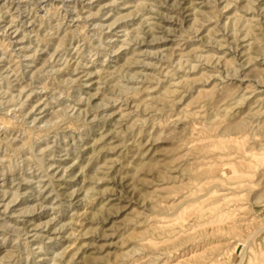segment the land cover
<instances>
[{
  "label": "rangeland",
  "instance_id": "obj_1",
  "mask_svg": "<svg viewBox=\"0 0 264 264\" xmlns=\"http://www.w3.org/2000/svg\"><path fill=\"white\" fill-rule=\"evenodd\" d=\"M0 264H264V0H0Z\"/></svg>",
  "mask_w": 264,
  "mask_h": 264
}]
</instances>
